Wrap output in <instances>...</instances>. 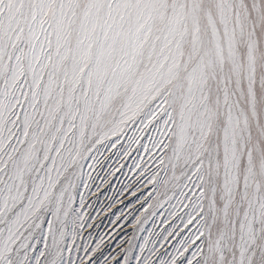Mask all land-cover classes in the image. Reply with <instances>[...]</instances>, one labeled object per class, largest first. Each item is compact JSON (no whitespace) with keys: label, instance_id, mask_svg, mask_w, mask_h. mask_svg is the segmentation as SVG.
Listing matches in <instances>:
<instances>
[{"label":"snow or ice","instance_id":"obj_1","mask_svg":"<svg viewBox=\"0 0 264 264\" xmlns=\"http://www.w3.org/2000/svg\"><path fill=\"white\" fill-rule=\"evenodd\" d=\"M133 261L264 264V0H0V264Z\"/></svg>","mask_w":264,"mask_h":264},{"label":"rangeland","instance_id":"obj_2","mask_svg":"<svg viewBox=\"0 0 264 264\" xmlns=\"http://www.w3.org/2000/svg\"><path fill=\"white\" fill-rule=\"evenodd\" d=\"M127 135H131V131H128ZM145 143H147V140L145 138L144 140ZM122 143H126V136L125 138L122 140ZM137 149H139V151H137ZM103 151V149H102ZM115 151V150H113ZM105 156H109L111 155L110 152H105L104 153ZM141 156H143L144 160L147 161L148 160V155L144 152L143 147L139 146V145H132V150H131V156L124 160V159H120V157H113L112 160L107 161L104 165H103V169L104 171H100L99 166L97 167V171L99 172V174L101 176L105 175V172L108 171L110 169V167H119L120 164H123L124 167L122 168V170L118 173H116V175L114 177L110 178V183H111V187L108 188L107 192H104V188L107 186H102L101 188V195L99 196V200L103 203H107V197H110L113 195L114 192H118L123 185L128 184L131 182L132 179H134L135 175H137L136 172L131 171V168H134L135 162L139 161ZM104 157H101V159H103ZM118 161V163H117ZM96 173L94 172L93 175H95ZM97 183H99V180H97ZM93 191H95V187H93L92 189ZM150 190V189H149ZM128 199H131V197L129 196ZM91 202V201H90ZM127 202V201H126ZM134 203V202H133ZM174 205H177V201L173 200L171 202V205L169 204H165L163 209H160L159 211L164 213L163 216L158 217V221L161 219H169V221H171V217L167 216V212L168 211H177V208L173 207ZM101 207V204L97 203L96 204V208L99 209ZM121 211H126V209H121ZM93 215H96L95 212H93ZM106 214L102 213L100 219L102 220V223H100L99 228L95 229L93 232V237L95 238H99L100 235H104L105 239H106V244H107V240H108V236L107 233L112 229V224H111V220L115 219L114 216L111 215H107V218H104ZM179 225V221L176 222ZM146 227H152V224L149 223L148 225H146ZM169 224H163L161 225L160 223H157L156 225V231H161L162 228H168ZM182 225H179V227L176 229L177 231H180V228H182ZM117 231H119V229H117ZM142 235L147 236V232L143 233ZM181 237H177L175 240H172L171 242L165 241L163 246L160 243L156 244L157 248H162V250H165L167 252H175V248L176 246L179 244V240ZM89 240L92 239V237H88ZM78 242H81L78 240ZM115 247V244L113 243L110 247H106L105 249V254L108 253V251H111L112 248ZM136 251L138 252V249H136ZM82 254V253H81ZM191 253H188V255H190ZM133 264H135V262L133 261Z\"/></svg>","mask_w":264,"mask_h":264}]
</instances>
